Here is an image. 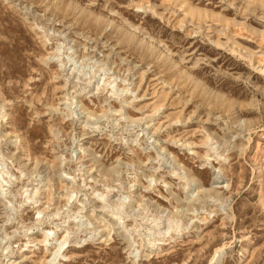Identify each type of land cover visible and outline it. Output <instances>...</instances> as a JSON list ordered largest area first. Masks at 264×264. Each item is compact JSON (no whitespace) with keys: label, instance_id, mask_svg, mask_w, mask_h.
Listing matches in <instances>:
<instances>
[{"label":"rangeland","instance_id":"rangeland-1","mask_svg":"<svg viewBox=\"0 0 264 264\" xmlns=\"http://www.w3.org/2000/svg\"><path fill=\"white\" fill-rule=\"evenodd\" d=\"M0 264H264V0H0Z\"/></svg>","mask_w":264,"mask_h":264},{"label":"bare ground","instance_id":"bare-ground-1","mask_svg":"<svg viewBox=\"0 0 264 264\" xmlns=\"http://www.w3.org/2000/svg\"><path fill=\"white\" fill-rule=\"evenodd\" d=\"M220 252H221V249H219L218 252H215V254H214V258H215V260H216L217 258H219V256H220Z\"/></svg>","mask_w":264,"mask_h":264}]
</instances>
